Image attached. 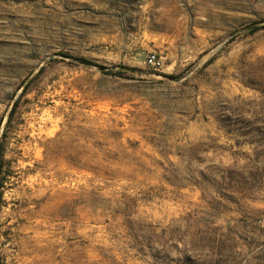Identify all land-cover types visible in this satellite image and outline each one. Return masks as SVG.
Masks as SVG:
<instances>
[{"label":"rangeland","instance_id":"obj_1","mask_svg":"<svg viewBox=\"0 0 264 264\" xmlns=\"http://www.w3.org/2000/svg\"><path fill=\"white\" fill-rule=\"evenodd\" d=\"M0 162V264H264V0H0Z\"/></svg>","mask_w":264,"mask_h":264},{"label":"built area","instance_id":"obj_2","mask_svg":"<svg viewBox=\"0 0 264 264\" xmlns=\"http://www.w3.org/2000/svg\"><path fill=\"white\" fill-rule=\"evenodd\" d=\"M145 64L154 69H159L162 66V60L161 57L158 56L157 54L150 53L146 57Z\"/></svg>","mask_w":264,"mask_h":264},{"label":"trees","instance_id":"obj_3","mask_svg":"<svg viewBox=\"0 0 264 264\" xmlns=\"http://www.w3.org/2000/svg\"><path fill=\"white\" fill-rule=\"evenodd\" d=\"M82 60H83L82 62H84L85 64H90V61L85 60V59H82ZM1 167H2V162H0V170H1ZM0 180H1V178H0ZM0 184H1V182H0Z\"/></svg>","mask_w":264,"mask_h":264}]
</instances>
